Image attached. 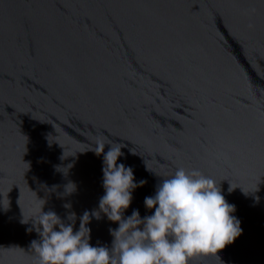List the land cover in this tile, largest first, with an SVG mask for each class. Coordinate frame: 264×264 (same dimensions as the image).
Masks as SVG:
<instances>
[{"label":"water","instance_id":"95a60500","mask_svg":"<svg viewBox=\"0 0 264 264\" xmlns=\"http://www.w3.org/2000/svg\"><path fill=\"white\" fill-rule=\"evenodd\" d=\"M97 138L147 181L124 218L198 170L242 234L192 264H264V0H0V264H38L41 200L111 249Z\"/></svg>","mask_w":264,"mask_h":264},{"label":"clouds","instance_id":"9594fccd","mask_svg":"<svg viewBox=\"0 0 264 264\" xmlns=\"http://www.w3.org/2000/svg\"><path fill=\"white\" fill-rule=\"evenodd\" d=\"M107 145L105 152L104 139L97 138L92 151L103 156L100 211L119 224L117 229H110L114 237L111 249L90 244L88 213L79 230L74 231V214L68 216L73 223L62 222L55 212L43 211L45 202L41 200L39 214L33 218L41 239L31 244L38 264H192L199 257L217 255L242 234L240 221L233 215L236 208L228 203L217 182L198 170L186 171L183 167L163 179L154 196L145 197V206L155 209L154 214L141 219L139 211L134 210L124 218L132 191L147 181L137 184L133 169L118 164L123 155L121 143ZM232 190L230 186L228 191Z\"/></svg>","mask_w":264,"mask_h":264}]
</instances>
